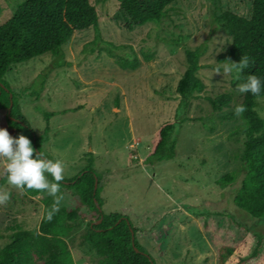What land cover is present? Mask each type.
I'll return each instance as SVG.
<instances>
[{
    "label": "rangeland",
    "instance_id": "obj_1",
    "mask_svg": "<svg viewBox=\"0 0 264 264\" xmlns=\"http://www.w3.org/2000/svg\"><path fill=\"white\" fill-rule=\"evenodd\" d=\"M22 1L0 0V24ZM89 1L97 10L103 40L123 46L114 51L118 56L135 54L139 65L134 70L119 67L114 56L98 49L102 44L90 51L86 44L94 37L93 28L75 31L62 45L64 65H54L50 53L12 65L4 78L35 134L43 138L42 151L64 162V179L78 175L93 156L103 212L127 216L155 264H218L223 245L249 255L253 239L248 231L264 234V219L252 218L232 201L244 169L242 144L228 136L240 119L222 118L242 101L243 93L237 91L239 82L232 73L212 69L220 64L217 55L230 45L215 17L224 10L249 17L252 0H177L160 23L132 30L125 27L118 0ZM184 46L205 48L197 72L204 89L177 115ZM220 94H229L231 104L214 110L208 98ZM257 102L264 118V97ZM48 112L54 114L46 130ZM5 114L0 106V127ZM173 120L176 157L145 162L158 127ZM3 172L0 159V176ZM226 174L232 180L220 182ZM47 178L51 181L50 175ZM0 192L9 196L0 204L1 249L13 231L38 225L46 207L42 199L53 195L44 189L31 196L8 182ZM55 195L61 207L78 206L81 214L78 230L66 239L74 263L98 264V257L86 254L80 245L90 210L79 203L75 190L58 188ZM236 258L226 264H237Z\"/></svg>",
    "mask_w": 264,
    "mask_h": 264
},
{
    "label": "trees",
    "instance_id": "obj_2",
    "mask_svg": "<svg viewBox=\"0 0 264 264\" xmlns=\"http://www.w3.org/2000/svg\"><path fill=\"white\" fill-rule=\"evenodd\" d=\"M118 1L119 12L126 21L125 27L132 30L146 23H160L166 17L169 6L177 0ZM215 21L230 37L229 47L217 55L216 61L223 63L227 59L238 62L243 57L247 63L235 77L232 73L234 82L245 81L249 74L260 77L262 81L260 93L242 94V101L239 103L245 109L242 113L235 114L234 106L222 118L240 119L239 125L228 136L231 142L242 144L239 158L244 169L232 201L252 218L264 219V118L259 113L257 102L264 97V0H252L249 17L224 10L215 17ZM88 28L94 30L93 39L86 44L91 47L90 51L102 44L103 48L99 46L98 49H105L114 56L119 67L130 70L138 67L139 61L135 54L118 56L114 51L123 46L103 40L98 27L97 10L89 0H23L16 5L12 15L0 24V106L6 110L4 127L12 136L26 135L34 149L41 151L47 158L49 157L41 149L43 138L35 134L22 113L18 95L11 90L4 77L12 65L46 53L53 55L54 65H64L62 45L71 39L75 31ZM183 49L185 69L176 86V92L180 96L177 115L184 112L190 100L204 89V83L197 75L201 68L199 59L204 53V46H184ZM144 58L149 59L148 56ZM32 94L37 95V92ZM10 95L12 107L8 112ZM208 101L214 110H221L230 106L232 99L229 94H220L208 98ZM114 103L118 108L117 98ZM53 114L44 113L46 130ZM176 133V121L163 122L151 140V147L144 161L154 164L174 159L177 154ZM5 177L4 171L0 176V186L7 183ZM231 180L232 175L226 174L220 182ZM56 183L58 188L75 190L79 203L90 210L91 217L81 235L80 245L86 254L98 257V264H155L147 250L138 242L136 229L127 216L103 212L93 156L87 159L85 168L78 175L71 179L62 178ZM43 190L25 189L31 196ZM42 202L46 207L38 225L30 230L17 229L12 232L10 240L0 249V264H75L66 239L79 228V207H61L59 198L57 211L52 214L51 219H45V214L53 203V196L42 199ZM248 232L253 239L249 255L241 256L236 247L223 245L219 248L218 264H226L235 257L237 264H264V234Z\"/></svg>",
    "mask_w": 264,
    "mask_h": 264
},
{
    "label": "clouds",
    "instance_id": "obj_3",
    "mask_svg": "<svg viewBox=\"0 0 264 264\" xmlns=\"http://www.w3.org/2000/svg\"><path fill=\"white\" fill-rule=\"evenodd\" d=\"M247 63L241 57L238 62L226 59V62L213 67V73H233L234 77L241 71V67ZM261 78L249 74L247 79L236 85L240 93L250 92L258 94L261 91ZM243 105H236L235 114L244 111ZM0 159L4 160V171L6 181L17 188L45 189L53 195V203L50 210L46 212L45 219H51L52 214L57 211L59 197L55 194L58 191V184L61 181L66 165L59 159H49L41 151H36L30 139L24 134L12 136L5 127H0ZM47 174V175H46ZM51 177V181L47 178ZM7 192H0V204L8 200Z\"/></svg>",
    "mask_w": 264,
    "mask_h": 264
},
{
    "label": "water",
    "instance_id": "obj_4",
    "mask_svg": "<svg viewBox=\"0 0 264 264\" xmlns=\"http://www.w3.org/2000/svg\"><path fill=\"white\" fill-rule=\"evenodd\" d=\"M11 107H12V95H10V106H9L8 112H10ZM95 187H96V184H95Z\"/></svg>",
    "mask_w": 264,
    "mask_h": 264
}]
</instances>
